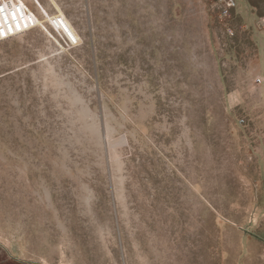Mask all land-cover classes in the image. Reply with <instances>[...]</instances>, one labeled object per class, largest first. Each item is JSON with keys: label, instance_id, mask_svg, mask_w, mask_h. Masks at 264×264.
<instances>
[{"label": "rangeland", "instance_id": "rangeland-1", "mask_svg": "<svg viewBox=\"0 0 264 264\" xmlns=\"http://www.w3.org/2000/svg\"><path fill=\"white\" fill-rule=\"evenodd\" d=\"M235 1L0 0V264H264V13Z\"/></svg>", "mask_w": 264, "mask_h": 264}, {"label": "crops", "instance_id": "crops-1", "mask_svg": "<svg viewBox=\"0 0 264 264\" xmlns=\"http://www.w3.org/2000/svg\"><path fill=\"white\" fill-rule=\"evenodd\" d=\"M246 2L249 5V13H264V0H246Z\"/></svg>", "mask_w": 264, "mask_h": 264}, {"label": "built area", "instance_id": "built-area-1", "mask_svg": "<svg viewBox=\"0 0 264 264\" xmlns=\"http://www.w3.org/2000/svg\"><path fill=\"white\" fill-rule=\"evenodd\" d=\"M216 3H219L222 11L228 13V11L236 6L235 0H214ZM264 23V21H263ZM261 82L260 78L256 79V84Z\"/></svg>", "mask_w": 264, "mask_h": 264}]
</instances>
